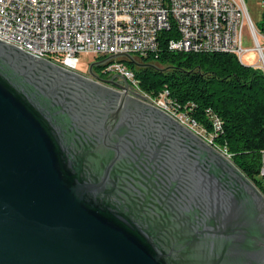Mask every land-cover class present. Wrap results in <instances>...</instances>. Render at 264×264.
Returning a JSON list of instances; mask_svg holds the SVG:
<instances>
[{
	"label": "water",
	"instance_id": "water-1",
	"mask_svg": "<svg viewBox=\"0 0 264 264\" xmlns=\"http://www.w3.org/2000/svg\"><path fill=\"white\" fill-rule=\"evenodd\" d=\"M0 264H264V197L164 113L0 42Z\"/></svg>",
	"mask_w": 264,
	"mask_h": 264
},
{
	"label": "built area",
	"instance_id": "built-area-1",
	"mask_svg": "<svg viewBox=\"0 0 264 264\" xmlns=\"http://www.w3.org/2000/svg\"><path fill=\"white\" fill-rule=\"evenodd\" d=\"M259 7L264 14V0ZM171 28L176 38L168 40V50L231 54L240 64L244 54L253 52L254 68L264 75V22L259 34L243 0H0L1 43L81 77L76 72L78 55L100 59L101 74L125 87L121 93L164 113L211 145L170 106L165 90L142 91L121 61L125 55L155 52L159 33ZM244 30L249 49L241 47ZM213 126L219 125L214 121ZM258 174L264 179V152Z\"/></svg>",
	"mask_w": 264,
	"mask_h": 264
},
{
	"label": "trees",
	"instance_id": "trees-1",
	"mask_svg": "<svg viewBox=\"0 0 264 264\" xmlns=\"http://www.w3.org/2000/svg\"><path fill=\"white\" fill-rule=\"evenodd\" d=\"M175 38L173 28L160 32L155 52L134 56L139 67L122 61L142 91L165 90L170 106L223 151L264 197L258 174L264 152V75L231 54L170 51L167 42Z\"/></svg>",
	"mask_w": 264,
	"mask_h": 264
},
{
	"label": "rangeland",
	"instance_id": "rangeland-1",
	"mask_svg": "<svg viewBox=\"0 0 264 264\" xmlns=\"http://www.w3.org/2000/svg\"><path fill=\"white\" fill-rule=\"evenodd\" d=\"M259 1L260 0H243L251 22L253 23L256 31L259 34H261V24L263 23V20H262L263 14L261 13V9L259 7ZM263 33L264 32H262V34ZM259 42L261 44L260 40H259ZM241 47L243 49H249L252 47V44L250 42V38L248 36V32H246V30H244L242 33ZM130 58H132V60L136 64L141 66L136 57L130 56ZM95 60H96L95 57H93L91 55H83V54L78 55L77 56L76 72L83 75V76L89 75L88 74V66L90 64L94 63ZM242 62H243L242 65L254 68V65L256 64L255 54L253 52H248V53L244 54L242 56ZM92 74L95 75L96 77L105 76V75L101 74V68H92ZM260 185H261L262 190L264 191V179L261 180Z\"/></svg>",
	"mask_w": 264,
	"mask_h": 264
},
{
	"label": "flooded vegetation",
	"instance_id": "flooded-vegetation-1",
	"mask_svg": "<svg viewBox=\"0 0 264 264\" xmlns=\"http://www.w3.org/2000/svg\"><path fill=\"white\" fill-rule=\"evenodd\" d=\"M102 60L100 59H96L94 61V63H99L101 62ZM85 80H88V81H92V82H95L96 84L102 86L103 88H105L106 90L108 91H113V92H117L120 94V91L112 86H109L107 85L104 81H107L109 80L108 78H106L105 76H99V77H96V80L92 79L89 75H86L85 77H83ZM114 82H116L115 80H113ZM118 84V83H117Z\"/></svg>",
	"mask_w": 264,
	"mask_h": 264
},
{
	"label": "bare ground",
	"instance_id": "bare-ground-1",
	"mask_svg": "<svg viewBox=\"0 0 264 264\" xmlns=\"http://www.w3.org/2000/svg\"><path fill=\"white\" fill-rule=\"evenodd\" d=\"M211 146V145H210ZM212 147V146H211ZM214 148V147H213Z\"/></svg>",
	"mask_w": 264,
	"mask_h": 264
}]
</instances>
